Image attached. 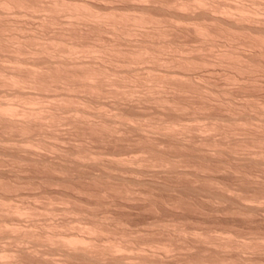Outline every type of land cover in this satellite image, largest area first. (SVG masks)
Masks as SVG:
<instances>
[{
    "label": "bare ground",
    "instance_id": "6f19581e",
    "mask_svg": "<svg viewBox=\"0 0 264 264\" xmlns=\"http://www.w3.org/2000/svg\"><path fill=\"white\" fill-rule=\"evenodd\" d=\"M0 264H264V0H0Z\"/></svg>",
    "mask_w": 264,
    "mask_h": 264
}]
</instances>
